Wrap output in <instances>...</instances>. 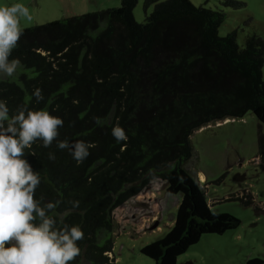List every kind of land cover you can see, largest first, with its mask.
<instances>
[{
	"label": "trees",
	"instance_id": "trees-1",
	"mask_svg": "<svg viewBox=\"0 0 264 264\" xmlns=\"http://www.w3.org/2000/svg\"><path fill=\"white\" fill-rule=\"evenodd\" d=\"M138 2L122 0L115 8L23 29L9 57L21 66L13 77L0 76V100L10 116L27 106L64 121L51 147L37 141L24 158L41 177L36 198L60 201L49 213L57 226L78 225L85 234L72 264L115 263L114 210L154 179L182 195L172 228L141 248L155 264H177L203 234H224L240 224L212 210L199 177L185 164L193 155L192 133L211 122L253 112L264 125V38L251 35L240 46L235 30L220 35L222 10L190 0H145L146 12L153 10L139 22ZM36 88L44 96L40 102ZM117 125L126 141L112 135ZM60 140L95 147L77 164L69 150L57 148ZM259 156L264 162V133ZM238 199L254 201L250 193Z\"/></svg>",
	"mask_w": 264,
	"mask_h": 264
},
{
	"label": "rangeland",
	"instance_id": "rangeland-1",
	"mask_svg": "<svg viewBox=\"0 0 264 264\" xmlns=\"http://www.w3.org/2000/svg\"><path fill=\"white\" fill-rule=\"evenodd\" d=\"M122 0H0V6L23 4L31 20L21 18V28H31L73 16L115 8ZM196 6L222 10L219 33L235 30L240 46L248 36L264 38V0H190ZM228 1V2H227ZM237 2V3H234ZM145 0L134 9L145 22ZM264 76V66H263ZM264 133L253 112L241 118L211 122L191 135L193 155L185 169L201 180L211 208L236 216L240 224L224 234H203L198 243L180 255L177 264H264V162L259 156V135ZM252 194L245 204L238 197ZM180 193H169L166 182L154 179L148 188L114 210V264H155L141 252L146 244L163 237L174 225ZM258 259L260 262L255 261Z\"/></svg>",
	"mask_w": 264,
	"mask_h": 264
},
{
	"label": "clouds",
	"instance_id": "clouds-1",
	"mask_svg": "<svg viewBox=\"0 0 264 264\" xmlns=\"http://www.w3.org/2000/svg\"><path fill=\"white\" fill-rule=\"evenodd\" d=\"M21 18L32 19L23 4L0 6V76L13 77L21 66L18 58L9 59L23 35ZM33 96L37 102L44 99L40 88ZM96 123L100 124L99 119ZM63 125L60 117L27 106L10 116L6 102L0 100V264H72L81 253L78 241L85 238L83 230L78 225L57 226V217L49 213L60 201L45 203L43 197L36 198L41 177L24 158L25 150L37 141L51 147ZM112 135L117 142L128 139L119 125L113 127ZM92 147L95 144L83 141L57 143L60 150L70 151L77 164L83 163ZM49 159H55L54 153H49ZM70 203L78 207L77 201Z\"/></svg>",
	"mask_w": 264,
	"mask_h": 264
},
{
	"label": "crops",
	"instance_id": "crops-1",
	"mask_svg": "<svg viewBox=\"0 0 264 264\" xmlns=\"http://www.w3.org/2000/svg\"><path fill=\"white\" fill-rule=\"evenodd\" d=\"M203 174V175H202ZM203 179H205V175H204V173H200V182H201V180H203Z\"/></svg>",
	"mask_w": 264,
	"mask_h": 264
},
{
	"label": "bare ground",
	"instance_id": "bare-ground-1",
	"mask_svg": "<svg viewBox=\"0 0 264 264\" xmlns=\"http://www.w3.org/2000/svg\"><path fill=\"white\" fill-rule=\"evenodd\" d=\"M203 175V174H202Z\"/></svg>",
	"mask_w": 264,
	"mask_h": 264
}]
</instances>
